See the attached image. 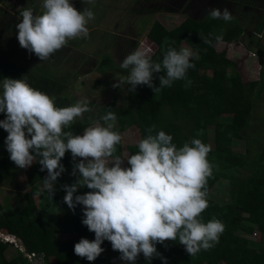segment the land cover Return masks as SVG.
I'll return each mask as SVG.
<instances>
[{
  "label": "clouds",
  "instance_id": "clouds-1",
  "mask_svg": "<svg viewBox=\"0 0 264 264\" xmlns=\"http://www.w3.org/2000/svg\"><path fill=\"white\" fill-rule=\"evenodd\" d=\"M41 7L39 14L24 8L16 24L19 45L41 61L49 60L69 41L89 36L87 25L95 18L90 8L78 10L71 0H43ZM208 15L226 22L233 19L228 8H213ZM200 37L203 43L212 44V39ZM194 57L190 48L169 47L162 62H156L150 50L138 47L120 64L127 75L112 86L127 84L128 91L135 92L138 85H147L154 93L160 92L174 81L186 80L187 71L195 67ZM154 73H163L159 86L153 83ZM190 84L186 80L185 86ZM2 89L0 113L5 118L0 120V128L8 133L5 145L9 158L20 169L39 163L41 171L47 170L42 182L51 199L57 191V178L66 171L61 161L66 152L71 153V175L76 179L61 185L63 201L73 212L77 205L82 206L81 222L95 234L93 240L81 238L74 245L77 256L96 260L107 240L128 264H136L141 254L149 262L159 257L167 264L157 244L178 240L193 256L219 242L224 224L215 218L205 223L201 215L209 207L207 184L213 176L214 166L208 160L210 145L193 138L178 147L165 131L153 134V125L139 140V150L122 157L116 154L122 135L114 130L117 116L112 111L76 134L72 125L92 110L88 100L57 107L55 98L31 87L25 75L3 78ZM84 187L90 191L78 194Z\"/></svg>",
  "mask_w": 264,
  "mask_h": 264
},
{
  "label": "trees",
  "instance_id": "trees-1",
  "mask_svg": "<svg viewBox=\"0 0 264 264\" xmlns=\"http://www.w3.org/2000/svg\"><path fill=\"white\" fill-rule=\"evenodd\" d=\"M258 18H261V22L252 36L264 30V14H259ZM200 35L207 37L200 23L193 22L187 29L167 30L158 21L153 22L146 34L156 47L151 55L153 61L162 62L169 47L179 50L182 43L196 51L198 58H193L195 67L190 68L186 74V80H190L191 84L186 87V80H177L171 87L157 93L147 85H138L135 92H130L129 86L125 84L126 93L121 103L115 99L94 113H84L83 118H77L72 125V130L81 134L107 111L117 116L114 130L121 133L135 127L142 139L147 135L146 130L155 125L153 134L165 131L172 135V142L178 147L193 138L201 139L208 145V131L212 129L215 133V147L208 154V160L214 168L213 176L207 184L208 194L223 179L229 182V200L219 205L207 198L209 207L201 215L205 223L213 218L220 220L225 230L218 243L190 256L191 259L184 256L187 251L178 240L158 244L157 250L167 258V264H264V244L258 242L250 247L243 237L256 230L264 239V122L257 129L253 125L255 120L259 121L254 119L253 114L256 108L255 97H259L263 80L256 86L255 93H229L243 85L237 66L235 62L217 53L213 44L203 43ZM245 46L254 55L263 57L260 49L257 50L250 43ZM101 67H104L100 70L103 75L108 74L105 71L120 72L107 55L101 58ZM206 70L211 71L210 77L202 74ZM122 71L127 75V70ZM161 74H153L154 85L159 86ZM24 75L31 87L54 97L57 107H66L63 105L70 103L69 94L63 95L67 91V84L59 80L58 76L56 78L55 74L49 76L43 71L28 73L22 64L0 60V80L5 77L20 79ZM107 83L105 80L100 82L101 86ZM4 118L5 114L0 113V120ZM7 135L0 128V180L12 178L16 166L6 149ZM235 140L244 141L243 153L233 151ZM138 150V144L126 148L128 155ZM116 154L123 155L121 143L117 145ZM61 163L66 171L57 178V191L52 199L39 185L47 175V170L41 171L39 163L26 169L24 175L29 188L25 195L26 204L20 207L8 204L4 198L0 199V232L17 239L25 253L42 255V264H91L92 261L74 253V245L81 238L93 240L95 234L81 222L82 206L77 205L73 212L63 201L65 191L61 185H70L76 179L71 175L73 160L70 152H66ZM87 191L90 190L84 187L78 189V194ZM35 196L41 201L42 207L36 205ZM12 247L0 241V264H32L17 248L15 254L7 257L6 253ZM101 247L107 250L112 248L107 240ZM93 262L109 264L102 255ZM136 264H164V261L154 257L149 262L141 254Z\"/></svg>",
  "mask_w": 264,
  "mask_h": 264
},
{
  "label": "rangeland",
  "instance_id": "rangeland-1",
  "mask_svg": "<svg viewBox=\"0 0 264 264\" xmlns=\"http://www.w3.org/2000/svg\"><path fill=\"white\" fill-rule=\"evenodd\" d=\"M11 1L0 0V60L7 59L22 64L28 73L43 71L49 76L50 74H55L56 78L58 76L59 80L67 84V91L63 95L69 94L71 97L70 103L63 106L86 99L90 102L92 109L87 113H94L105 108L115 99L121 103L126 93L124 85L122 88L112 86L117 80L126 76L120 64L139 45L156 48L146 37L153 22L158 21L167 30L187 29L194 22L202 25L207 37L212 39L217 53L235 62L237 66L243 85L241 88L232 89L229 93L237 91L255 93L256 86L263 80L259 97H255L256 108L253 114L254 119L259 121L255 120L253 125L257 129L264 122V66L262 65L264 63V30L252 36L255 34L254 29L260 25L259 14H264V0H93L91 4L86 0H78V3L76 0H71L78 10L82 11L88 7L94 12L95 18L87 25L89 36L79 38V41H69L66 47L46 61H41L34 53H29L19 45L16 28L21 18L19 14L24 10L23 5H27L26 8H31L39 14L43 11L41 7L43 1L29 0L28 3L22 0ZM213 8L221 11L228 8L233 19L228 22L212 19L208 12ZM8 23L11 24L7 25ZM218 35L222 36L219 41L215 39ZM249 43L257 50L260 49L263 57L259 58L258 55L253 54L252 50H248L245 44ZM182 47L190 48L184 43L181 44L180 48ZM191 50L196 58V51ZM103 55L111 57L120 72L105 71L108 74L103 75L100 70L104 67L99 68ZM202 74L210 77L211 71L206 70ZM104 80L108 83L101 86L100 82ZM2 81L0 80V92L3 90ZM121 135L122 157H126L128 156L126 148L138 144L140 135L135 127L126 129L121 132ZM214 141L215 133L210 129L208 145L211 146V150L215 147ZM232 148L235 152L243 153L245 143L242 140H235ZM26 169L15 166L12 178L0 180V199L4 198L8 204L20 207L26 204L25 195L29 191L24 175ZM39 185L42 187L43 182ZM228 185V181L220 179L207 198L219 205L227 203ZM34 198L36 205L42 207L41 201L36 196ZM243 237L250 247H254V244L258 242L264 244V239L256 230L250 235L244 234ZM65 238L73 237L65 236ZM13 254H15L14 246L8 249L6 255L10 257ZM101 255L109 264H128L121 260L120 253L112 248L104 249ZM184 256L191 259L186 252ZM91 264L94 262L92 261Z\"/></svg>",
  "mask_w": 264,
  "mask_h": 264
},
{
  "label": "built area",
  "instance_id": "built-area-1",
  "mask_svg": "<svg viewBox=\"0 0 264 264\" xmlns=\"http://www.w3.org/2000/svg\"><path fill=\"white\" fill-rule=\"evenodd\" d=\"M151 45H154V44L151 43ZM138 47H139V48H143V49H148V50H150V55H152V54L154 53V51H155V49H152V48L149 47V46H143V44H142V45H139ZM0 241H4V242H7V243H9V244H12V245H14V247H17V248H19L22 252H24V250L18 245L19 242L17 241V239H15V238L12 237V236H9V235H7V234H5V233L0 232ZM24 256H25V258L28 260V262H30V263H34V262H36V261H37V263H38V262L41 263V261H42V256H40V255H36V254H34V253H25Z\"/></svg>",
  "mask_w": 264,
  "mask_h": 264
},
{
  "label": "crops",
  "instance_id": "crops-1",
  "mask_svg": "<svg viewBox=\"0 0 264 264\" xmlns=\"http://www.w3.org/2000/svg\"><path fill=\"white\" fill-rule=\"evenodd\" d=\"M2 1H3V0H2ZM10 1H11V0H10ZM22 1H25L26 3L29 2V0H22ZM41 1H43V0H40V2H41ZM72 1H73V0H72ZM36 3H37V1H36ZM76 3H78V0H76ZM11 4H13L12 1H11ZM26 6H27V5L24 4L22 8H26ZM19 11H20V9L18 10V12H19ZM94 29H95V28H94ZM73 41H79V40H78V39L71 40V42H73ZM90 87L92 88L93 86H90Z\"/></svg>",
  "mask_w": 264,
  "mask_h": 264
},
{
  "label": "water",
  "instance_id": "water-1",
  "mask_svg": "<svg viewBox=\"0 0 264 264\" xmlns=\"http://www.w3.org/2000/svg\"><path fill=\"white\" fill-rule=\"evenodd\" d=\"M34 264H38L37 262H35Z\"/></svg>",
  "mask_w": 264,
  "mask_h": 264
}]
</instances>
